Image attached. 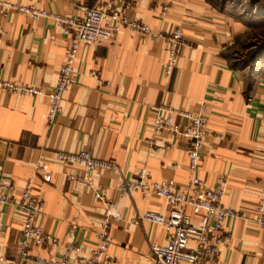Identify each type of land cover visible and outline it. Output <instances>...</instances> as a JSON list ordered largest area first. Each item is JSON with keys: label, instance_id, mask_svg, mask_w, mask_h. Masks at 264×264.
<instances>
[{"label": "crops", "instance_id": "0c3cea01", "mask_svg": "<svg viewBox=\"0 0 264 264\" xmlns=\"http://www.w3.org/2000/svg\"><path fill=\"white\" fill-rule=\"evenodd\" d=\"M8 1L69 16H82L86 6H104L107 20L122 14L164 34L176 27L184 30L185 45L169 77L163 76L167 58L163 37L148 38L123 26L113 41L81 46L74 83L51 124L45 96L0 89V180L15 186L13 195L18 199L26 181L33 179V194L44 201L37 221L58 239L56 244H33L32 256H61L71 240L67 236L71 223L77 224L75 242L89 252L109 208L110 264H152L151 244L165 241L166 233L138 216L171 208L158 195L121 193L120 186L144 170L148 181L173 179L187 191L188 141L156 132L154 123L165 106L194 112L204 106L208 121L200 176L224 190L225 206L243 213L226 221L221 251L206 264H264V229L253 222L264 179V68L250 77L230 58L248 26L208 0ZM69 42L53 21L0 7L1 78L50 88L60 77ZM81 150L114 162L116 169L94 170V186H86L81 180L86 177L83 168L57 157L58 151ZM42 160L49 162L51 182L36 172ZM97 189L104 190L105 201L95 197ZM188 213L200 225L201 215L192 209ZM23 226L16 205L0 206V264H41L19 256ZM195 245L192 237L189 246Z\"/></svg>", "mask_w": 264, "mask_h": 264}, {"label": "built area", "instance_id": "2783aa9c", "mask_svg": "<svg viewBox=\"0 0 264 264\" xmlns=\"http://www.w3.org/2000/svg\"><path fill=\"white\" fill-rule=\"evenodd\" d=\"M0 7L32 18H47L61 27L63 34L70 39L60 77L50 88L27 85L0 77V89L9 93L45 96L49 100L47 121L50 124L61 113L64 94L74 83L77 54L81 46L101 45L104 42L113 41L123 26L139 30L148 38L163 37L167 43V58L163 65V76L169 77L177 68L180 50L185 45L182 27H176L174 31L164 34L155 31L150 25L129 21L123 18L122 14L107 20V9L104 6H86L82 16L63 15L32 4H12L8 0H0ZM207 121L208 116L204 106L197 112L165 106L160 112L158 111L154 123L156 132L182 136L188 141L190 186L187 191H181L173 179L148 181L144 170H140L135 177H131L120 186L121 193L141 191L158 195L171 208L168 212L147 210L138 216V220H146L159 225L166 233L165 241L155 240L151 244L152 264H206L209 260H214L224 243L223 229L226 221L236 220L243 216L241 211L222 203L224 190L221 187H212L200 176ZM57 157L61 161L80 165L86 172V177L81 180L90 187L94 186L92 178L94 170L101 168L115 170L117 167L114 162L94 157L89 150H81L77 153L58 151ZM36 172H42L47 182L52 181L53 176L48 161H39L36 164ZM14 190L13 184L0 180V206L16 205L24 219L18 251L22 259L34 260L41 264H110L109 247L112 240L108 227L112 213L109 208L105 210L100 219L99 238L89 252L75 242L77 224L71 223L67 231V236L71 240L66 244L61 256L46 258L37 255L34 257L31 254L33 244H56L58 239L47 233L43 224L37 221L44 212V201L34 196L33 179L26 181L18 199L13 195ZM95 197L100 201H105L106 193L102 189H97ZM188 209L201 215L200 225L193 222ZM253 222L259 229H264V179L262 180V195L257 202V215ZM192 237L196 242L193 248L189 246ZM73 253H77V256L73 257Z\"/></svg>", "mask_w": 264, "mask_h": 264}, {"label": "rangeland", "instance_id": "374dc122", "mask_svg": "<svg viewBox=\"0 0 264 264\" xmlns=\"http://www.w3.org/2000/svg\"><path fill=\"white\" fill-rule=\"evenodd\" d=\"M215 1L219 5L226 4L229 11L234 9L236 16L238 13L243 15L241 19L249 24L246 34L236 41L230 51L232 62L239 67L248 64L244 68L247 71L264 66V0Z\"/></svg>", "mask_w": 264, "mask_h": 264}, {"label": "trees", "instance_id": "16d2710c", "mask_svg": "<svg viewBox=\"0 0 264 264\" xmlns=\"http://www.w3.org/2000/svg\"><path fill=\"white\" fill-rule=\"evenodd\" d=\"M208 2L210 3V4H212V5H214L215 7H218V8H220L222 11H226V12H230V13H232L233 15L235 14V11H234V9L233 10H230L229 11V8H228V6L225 4H222V5H219L218 3H216V1L215 0H208ZM239 14V13H238ZM237 14V16H236V14H235V16L236 17H238L240 20H242L241 18H243L244 16L243 15H241V14H239L238 15ZM243 21V20H242ZM247 26H249V24L248 23H246V21H243ZM235 66H239L238 64H234ZM248 66V64H245L242 68H245V67H247ZM257 67H259V66H257ZM256 68V67H255ZM264 68V66H260L258 69H256V70H251V71H249V75L248 76H253V75H256V74H258L262 69Z\"/></svg>", "mask_w": 264, "mask_h": 264}]
</instances>
